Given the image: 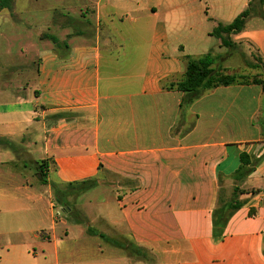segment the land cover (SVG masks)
<instances>
[{"label":"crops","instance_id":"obj_1","mask_svg":"<svg viewBox=\"0 0 264 264\" xmlns=\"http://www.w3.org/2000/svg\"><path fill=\"white\" fill-rule=\"evenodd\" d=\"M52 7L53 21L40 27L31 58L0 61V264H264L262 85L218 86L196 97L179 91L185 56L210 53L214 66L220 53L189 52L190 37L198 49L212 31L161 19L153 4L62 0ZM74 9L76 18L63 13ZM225 14L213 18L215 27L237 16ZM247 19L230 41L252 45L264 69V29L248 28ZM218 48H225L219 40ZM241 154L254 165L238 181ZM44 161L43 182L37 167ZM29 167L60 214L40 211L48 230L26 228L13 240L12 211L1 210L13 194L28 197ZM218 179L235 182L242 205L214 241ZM80 184L87 185L81 193L108 188L113 209H63L52 187ZM94 238L102 244L88 242Z\"/></svg>","mask_w":264,"mask_h":264},{"label":"rangeland","instance_id":"obj_2","mask_svg":"<svg viewBox=\"0 0 264 264\" xmlns=\"http://www.w3.org/2000/svg\"><path fill=\"white\" fill-rule=\"evenodd\" d=\"M67 1L74 2V0ZM248 1L250 0H131V2L138 5L153 4L157 6L159 8L160 18L164 20L166 18L176 21L182 20L183 22L199 26L200 23H203V32L212 31L214 29L218 22L214 19L220 18L221 20H225L227 18L225 12L228 10L236 12L238 15L247 7L246 3ZM61 2L62 0H13L10 10H1L0 61L2 63L13 64L18 63V60L28 59V57L31 58L36 49L31 47L34 45L37 36L41 33L40 27L44 23H52L54 18L52 5L54 7L57 5L60 6ZM251 4V15L247 19L249 20L248 28H252V30L256 28L264 29V16L257 15L259 11L264 13V7L259 9L256 0H252ZM36 5H42V7L34 8ZM77 11V9H74L67 14L64 10L63 13L65 16L76 18L79 15ZM199 28L201 29V26ZM202 31L194 29L190 33L200 35ZM189 41H191V37ZM189 41L186 43L189 44L186 45L189 52H202V48H205V50L210 49L220 53V56L217 57V64L213 66L215 72L219 74L234 75L239 81L240 79L241 81L257 79L264 83V69L261 68L260 60L252 45L243 43L238 44L235 47L233 46L231 49L224 48L220 50L218 48V40L212 36L207 38L201 48L195 47L198 49H194L195 45H191ZM20 50L24 52L25 57L21 55ZM36 155L37 154H33L35 160L37 158ZM34 174L35 169L29 167L26 176L30 184V188L27 190L28 197L13 194V201L5 203L1 210L12 211V218L7 225H10L12 228L11 232L13 240H15L21 232H24L26 228L31 230L40 226V228L46 231L48 230L49 220L43 219L44 217L42 216L41 221H39L40 211H53L55 216L58 215L57 211H60L57 207L54 209L49 208L48 194L45 192L46 187H44V185L40 186L39 183L32 182ZM234 184L235 182L222 183V191L225 198L231 196ZM63 187L62 190L58 187H52V189L57 193V199L58 201L60 200V205L62 207L69 206L72 208V211H80V206H85V208L81 209L99 214L104 211H110L115 204L114 193L108 188L100 186L93 187V189L81 193V190L87 187L86 184ZM24 193H26V191ZM5 195L11 196L8 190H6ZM37 195L41 196L40 201L34 199ZM74 206L77 207V210H75ZM74 216H76V214H74ZM25 218H27V221H25ZM18 226L26 227L18 232ZM90 226L91 229L97 231L103 230L101 229V225L97 223H93ZM88 242L91 244H102V241L99 238L90 239ZM123 245L126 246L128 254L130 253L132 255V252H135L134 247L128 242L124 241ZM142 251L149 257H152V252L148 249L141 250L140 253H142ZM29 252L35 253L37 258L40 259L41 253L39 248L33 247L29 249ZM159 259L164 260L162 257Z\"/></svg>","mask_w":264,"mask_h":264},{"label":"trees","instance_id":"obj_3","mask_svg":"<svg viewBox=\"0 0 264 264\" xmlns=\"http://www.w3.org/2000/svg\"><path fill=\"white\" fill-rule=\"evenodd\" d=\"M259 9L264 6V0H256ZM12 0H0V10L10 9ZM251 2L250 0L247 7L240 12L232 22L228 24H218L211 32V35L220 41V44L225 48H231L233 44L230 41V35L241 32L244 28L245 20L251 15ZM259 16H264L262 11L257 13ZM55 42L54 39H52ZM186 61L185 71L179 82L175 84L179 91L189 93L193 96H198L203 90H208L218 86H228L231 84H259L264 88V83L260 80L252 79L251 81H240L234 75L219 74L213 69L214 57L209 53L200 59H194L188 56L184 57ZM250 158L245 155H240V166L235 174L236 180H242L248 176L253 168V164ZM45 161L38 165V171L40 179L43 181V172L45 169ZM44 182V181H43ZM218 193L214 209L211 214L212 220V239L214 241L222 238L223 230L229 220V218L238 210L242 202L238 200V195L242 193V190L236 186L232 188L231 196L225 198L222 191L221 179H218ZM59 203V202H58ZM62 207V206H61ZM68 207V206H67ZM66 210V207H62ZM264 253V250H262Z\"/></svg>","mask_w":264,"mask_h":264},{"label":"built area","instance_id":"obj_4","mask_svg":"<svg viewBox=\"0 0 264 264\" xmlns=\"http://www.w3.org/2000/svg\"><path fill=\"white\" fill-rule=\"evenodd\" d=\"M58 215L60 214V212L57 213Z\"/></svg>","mask_w":264,"mask_h":264}]
</instances>
